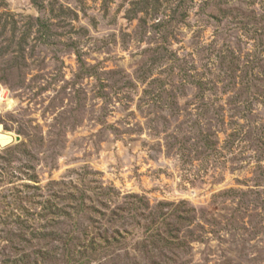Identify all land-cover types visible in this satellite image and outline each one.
<instances>
[{"label": "rangeland", "instance_id": "rangeland-1", "mask_svg": "<svg viewBox=\"0 0 264 264\" xmlns=\"http://www.w3.org/2000/svg\"><path fill=\"white\" fill-rule=\"evenodd\" d=\"M0 264H264V0H0Z\"/></svg>", "mask_w": 264, "mask_h": 264}]
</instances>
